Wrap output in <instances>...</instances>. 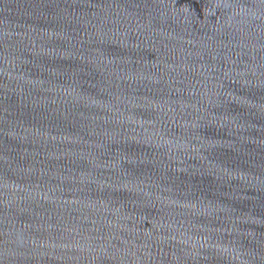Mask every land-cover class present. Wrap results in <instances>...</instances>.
<instances>
[{"label":"water","instance_id":"95a60500","mask_svg":"<svg viewBox=\"0 0 264 264\" xmlns=\"http://www.w3.org/2000/svg\"><path fill=\"white\" fill-rule=\"evenodd\" d=\"M0 264H264V0H0Z\"/></svg>","mask_w":264,"mask_h":264}]
</instances>
